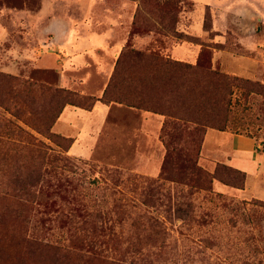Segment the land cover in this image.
Returning <instances> with one entry per match:
<instances>
[{
    "label": "rangeland",
    "instance_id": "rangeland-1",
    "mask_svg": "<svg viewBox=\"0 0 264 264\" xmlns=\"http://www.w3.org/2000/svg\"><path fill=\"white\" fill-rule=\"evenodd\" d=\"M52 1L0 0V29L10 33L0 42V73L97 98L120 52L140 50L194 63L203 45L212 69L246 81L230 87L224 131L252 138L264 152V63L255 61H264V52L255 49L264 47V17L256 20L234 9L248 6L264 16V0H188L192 9L181 11L176 27L186 38L159 31L155 7L166 0H107L111 6L104 10L112 18H94L92 25L111 30L110 45L119 47L63 72L68 87L58 85L54 69L7 51L33 41L20 37L27 24L14 11L36 13L43 4L51 8ZM204 12L215 36L203 30ZM39 19L40 32L46 18ZM48 41L40 39L38 46ZM215 43L224 49L215 50ZM20 99L0 95V264H264V153L255 165L243 166L247 188L236 189L210 178L222 162L202 152L206 132L204 149L229 152V141L216 129L206 128L197 154L193 148L172 153L160 134L164 115L96 101L89 110L66 105L83 110L82 116L95 108L79 118L86 145L70 149L74 140L66 137L72 140L66 149L13 114ZM104 106H111L106 116L99 113ZM19 129L43 143L41 154ZM52 131L65 137L53 126Z\"/></svg>",
    "mask_w": 264,
    "mask_h": 264
},
{
    "label": "trees",
    "instance_id": "trees-1",
    "mask_svg": "<svg viewBox=\"0 0 264 264\" xmlns=\"http://www.w3.org/2000/svg\"><path fill=\"white\" fill-rule=\"evenodd\" d=\"M186 7L192 9V2L166 0L156 4L159 14L156 25L159 31L165 30L171 36L186 38L185 34L176 30L178 15ZM202 27L211 36L217 34L211 31L207 12H204ZM214 48L221 50L224 46L215 43ZM209 58V50L203 45L200 46L194 63L162 57L156 53L147 54L140 50L122 51L100 97L80 96L71 90L51 87L7 73H0V82L6 86L1 89L0 95L8 98L20 96L13 114L46 139L63 142L66 149H69L72 140L52 131L63 108L72 105L89 110L94 102L99 101L105 104L119 103L164 115L160 134L165 138L164 144L168 150L178 153L180 150L193 148V153L197 154L206 128L218 131L226 129L230 87L246 83L243 79L212 69ZM19 132L32 141V146L39 154L42 153L41 141H37L23 129H19ZM173 145L180 147L175 148ZM210 178L229 187L242 189L246 175L244 171L230 165L217 163ZM34 197L38 201L42 199L41 194ZM202 220L205 221L204 216Z\"/></svg>",
    "mask_w": 264,
    "mask_h": 264
},
{
    "label": "crops",
    "instance_id": "crops-1",
    "mask_svg": "<svg viewBox=\"0 0 264 264\" xmlns=\"http://www.w3.org/2000/svg\"><path fill=\"white\" fill-rule=\"evenodd\" d=\"M55 4H43L41 9L36 13H30L28 11H14L15 15H21L22 19L27 24V29L24 33H20V37H24V40L31 38L32 44L29 47H19L8 49V52H12L14 56H19L29 60L31 65L39 64L46 69H54L57 71L58 85L61 87H68L69 81L64 80L63 72L68 69H80L83 65H87L86 59L92 60L96 57L97 52H101L103 55H110L115 51V48L119 47V43L110 45V39L113 34L111 30L107 31L101 25L96 27L92 25V19L99 17V19L112 18L111 12H107L104 9L109 8L107 0H55L52 1ZM46 10H42V8ZM241 7V6H239ZM237 7V8H239ZM238 13L245 16H254L256 20L263 18L261 12H257L248 6H242L237 9ZM44 15V16H43ZM39 16L46 18V25L38 29V23L40 22ZM259 18V19H258ZM99 29V32L96 30ZM111 27H109L110 29ZM0 42H4L10 37L9 31L1 26L0 29ZM25 35V36H24ZM43 38H49L48 42H45L40 48L38 46V40ZM29 41V40H28ZM255 49L264 52L263 46H256ZM233 55V54H231ZM240 59H252L245 56H238ZM109 56H107V60ZM116 57L114 58L115 61ZM237 61L235 58H233ZM104 60L103 64H106V68L109 69L108 61ZM259 61L264 63V61ZM101 66V67H100ZM6 71H11L9 66H6ZM102 69V63L98 62V69ZM106 69V70H108ZM227 70L230 74L240 75L234 71ZM67 84V85H66ZM104 88V87H103ZM111 106L105 107L103 115L106 116L110 111ZM93 108L92 111H94ZM78 111L81 109L72 108L70 106L64 107L57 121L53 125L55 132L63 134L65 137L73 138V143L70 147L73 148L75 144H83L82 128H80L79 118L89 116L91 112L82 116ZM75 122V124H74ZM210 131H207L202 143V152L205 151L206 155L212 157L218 162L235 167L239 170H244L243 166L247 164L255 165L260 161L261 154L264 152H258V143L255 145L252 138H246L238 133H231L228 131H217L218 135H222L229 141V147L227 153H222L223 150L210 149L207 146L204 149L207 136ZM92 141V140H91ZM91 141H87V146H91ZM246 175V172H245ZM257 171L255 172V179ZM246 180V179H245ZM247 188V182L245 181L244 190Z\"/></svg>",
    "mask_w": 264,
    "mask_h": 264
}]
</instances>
